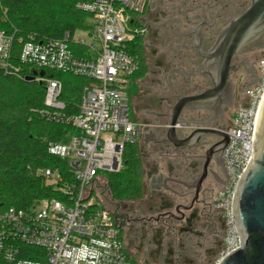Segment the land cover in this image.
Wrapping results in <instances>:
<instances>
[{
    "label": "built area",
    "instance_id": "built-area-1",
    "mask_svg": "<svg viewBox=\"0 0 264 264\" xmlns=\"http://www.w3.org/2000/svg\"><path fill=\"white\" fill-rule=\"evenodd\" d=\"M148 0H89L77 9L92 16L88 28L91 42L73 41L88 48L90 59H77L64 41L24 43L22 65L72 73L91 83L84 87L79 114L68 119L72 129L62 141L50 143L48 153L66 163L68 172L41 171L47 185L59 198L35 201L28 209H0V264H141L128 252L124 217L115 207L107 175L123 169L128 145L136 144L148 125L131 113L130 90L140 68V59L130 49L143 36L142 16ZM80 32V31H79ZM13 37L0 31V70L21 71L12 63ZM134 48V47H133ZM255 86L238 99L236 113L224 133L229 143L222 158L227 172L214 197V209L227 225L225 247L215 264H221L241 240L234 218L239 182L255 152L256 131L264 98V58ZM45 83L44 105L55 115L65 108L63 84L52 77H37ZM149 128V127H148ZM30 255L21 256V249Z\"/></svg>",
    "mask_w": 264,
    "mask_h": 264
},
{
    "label": "flooded vegetation",
    "instance_id": "flooded-vegetation-1",
    "mask_svg": "<svg viewBox=\"0 0 264 264\" xmlns=\"http://www.w3.org/2000/svg\"><path fill=\"white\" fill-rule=\"evenodd\" d=\"M249 5L250 0L146 3L138 71L141 78L133 84L131 109L144 115L149 113L146 105L156 109L151 113L155 125H150L144 139L136 143L151 180L150 184L145 181L141 199L114 203L124 217L128 252L141 264H215L224 250L227 225L213 205L215 194L227 178L219 150L223 138L206 134L190 150L172 154L174 147L166 141V133L171 108L179 100L215 89L210 77L216 78V69L207 63L204 54ZM241 56L231 62L237 69L230 73L235 96L233 76L243 79L258 72L254 63L249 68V59ZM232 104L227 88L211 103L188 105L181 120L190 124L179 127V137L199 129L224 133L231 122Z\"/></svg>",
    "mask_w": 264,
    "mask_h": 264
},
{
    "label": "trees",
    "instance_id": "trees-1",
    "mask_svg": "<svg viewBox=\"0 0 264 264\" xmlns=\"http://www.w3.org/2000/svg\"><path fill=\"white\" fill-rule=\"evenodd\" d=\"M89 0H0V31L13 37L12 63L21 71L0 70V209H28L35 201L59 198L47 185L41 171L68 172L66 163L48 153L50 143L63 140L72 126L68 119L79 114L82 92L90 79L34 65H22L24 43L31 37L37 43L64 41L69 34V50L77 59H90L87 47L73 41L77 32L86 30L88 13L77 9ZM141 39L130 53L141 55ZM52 77L63 84L65 108L57 115L44 105L45 83L37 77ZM138 72L134 80L140 78ZM143 162L137 144L128 145L123 169L108 174V186L116 201L141 199L144 196ZM31 250L22 248L21 256Z\"/></svg>",
    "mask_w": 264,
    "mask_h": 264
},
{
    "label": "water",
    "instance_id": "water-1",
    "mask_svg": "<svg viewBox=\"0 0 264 264\" xmlns=\"http://www.w3.org/2000/svg\"><path fill=\"white\" fill-rule=\"evenodd\" d=\"M263 36L264 0H250L246 12L235 16L219 33L214 46L204 54L207 63L216 69V78L210 77L215 89L197 97L179 100L171 108L172 114L166 141L174 147L172 154L190 150L206 134L223 138V141L219 143V150L223 154L229 143V137L223 132L199 129L189 135L179 137V127L186 123L190 124L181 120V114L188 105L197 102L211 103L216 96L222 93L223 89L227 88L229 89V104H232L235 97V86L231 82L230 73L237 69L231 66V62L233 58L245 53L249 45ZM203 109L214 110L212 107H203ZM234 218L241 247L229 254L221 264H264V101L257 123L253 159L236 191Z\"/></svg>",
    "mask_w": 264,
    "mask_h": 264
},
{
    "label": "rangeland",
    "instance_id": "rangeland-1",
    "mask_svg": "<svg viewBox=\"0 0 264 264\" xmlns=\"http://www.w3.org/2000/svg\"><path fill=\"white\" fill-rule=\"evenodd\" d=\"M95 24H96L95 19L92 16H89L87 18V20H86L87 29L88 28L92 29ZM87 29L78 32L77 33V37L84 38V39H86L87 42H91L92 38L88 35V33H87L88 30ZM241 57L249 59V68H252V65L254 63L255 66L258 67V72L256 73V75H253V73H251L250 75H244L243 79H241L240 76L237 75V74L233 76L234 83L236 84V96L234 98L233 104L229 107V116H231V117H233L234 114L236 113V107H237L238 99H240V96L242 95L243 91L246 88H250V87L255 86L256 80L258 79V77H260V74H261L260 73V64H261L262 59L264 58V36L262 38H260V40H258L257 42L249 45L247 47V52L242 54ZM132 88H133V86L130 87V90L127 91V93L129 94V97H130L128 105L130 107L131 113L133 112L132 109H131L132 102H131V96H130ZM145 109H146V112H149L148 115H144L142 112L141 113H137V111L134 110L135 118H137L143 124L148 125V127L150 125L151 126L155 125L156 119H155L154 115L152 116V114H151L152 111H156L155 107H153L152 105H146ZM161 125L166 127L168 124L167 123H164V124L162 123ZM148 127L145 129V131L149 130ZM143 136L140 139L141 141L144 139ZM143 174H144V176H143L144 183L146 181L148 184H150V180H151L150 173L147 172L145 169H143Z\"/></svg>",
    "mask_w": 264,
    "mask_h": 264
},
{
    "label": "bare ground",
    "instance_id": "bare-ground-1",
    "mask_svg": "<svg viewBox=\"0 0 264 264\" xmlns=\"http://www.w3.org/2000/svg\"><path fill=\"white\" fill-rule=\"evenodd\" d=\"M263 101H264V98H263ZM263 101H262V103H261L260 111H261V108H262ZM260 111H259V114H260Z\"/></svg>",
    "mask_w": 264,
    "mask_h": 264
},
{
    "label": "crops",
    "instance_id": "crops-1",
    "mask_svg": "<svg viewBox=\"0 0 264 264\" xmlns=\"http://www.w3.org/2000/svg\"><path fill=\"white\" fill-rule=\"evenodd\" d=\"M136 80H137V79H136ZM136 80H134V83H135ZM134 83H133V84H134ZM132 86H133V85H132ZM130 96H132V90H131V95H130ZM133 114H134V113H133Z\"/></svg>",
    "mask_w": 264,
    "mask_h": 264
}]
</instances>
